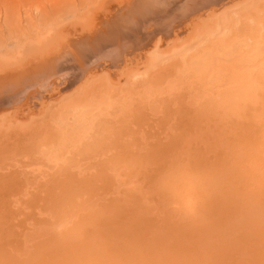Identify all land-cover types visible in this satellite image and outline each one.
Here are the masks:
<instances>
[{"label":"rangeland","instance_id":"1","mask_svg":"<svg viewBox=\"0 0 264 264\" xmlns=\"http://www.w3.org/2000/svg\"><path fill=\"white\" fill-rule=\"evenodd\" d=\"M129 1L0 0V264H264V0L163 6L184 38L114 68Z\"/></svg>","mask_w":264,"mask_h":264},{"label":"bare ground","instance_id":"2","mask_svg":"<svg viewBox=\"0 0 264 264\" xmlns=\"http://www.w3.org/2000/svg\"><path fill=\"white\" fill-rule=\"evenodd\" d=\"M136 1V4L134 5V6H132L133 4H134V2ZM149 1H151V3L153 4L154 3V1L153 0H149ZM153 1V2H152ZM158 1H160V0H158ZM157 1V2H158ZM162 1V0H161ZM160 1V2H161ZM181 1V2H180ZM182 1H184V0H163V2H162V5H157L156 7L155 6H151L152 4H149V2H148V0H130L129 2H127L126 3V5L125 6H123L122 7V9L124 8V7H126V8H128V12H129V14L126 16V17H124V18H122V20H125L128 24H126V23H120L121 22V20L118 22L117 20L119 19V18H117L116 17V15H118V14H113L112 15V17H113V19H112V17H110L109 19H112L110 22H108L107 24V26L106 25H104V27L105 28H108V30H109V32H110V34H115L114 35V39H113V41H112V44H109V41H108V44L107 43H105L103 40H101V39H103L104 37H107V36H102L103 34L101 33V34H98V35H96L97 36V38L95 37V40L94 41H96L97 43H98V46H99V49H100V47H101V45H100V41L101 42H104L105 43V45L107 46V48L105 49L106 50V52L105 53H102V54H105V56H106V58L107 57H109L108 59H112L111 60V62H113V66H115L114 68H116V67H119V66H117L118 65V63H119V61H122L123 62V59H126V57H127V54L131 51V54L130 55H136V57L133 59V60H135V59H138V58H140V61L141 60H143V61H145V60H151L152 61V63L153 64H156V63H158L162 58H161V52L160 51H163L162 50V47L164 48V45H169V43H170V41H174L175 39L177 40V38L179 39V42H180V40H182V38H184V37H182L183 36V33H184V31L185 30H183V27H181V26H179V29L177 30V31H175V30H172V28L176 25V23H178V21H181L180 19L181 18H184V15H182L181 16V14L180 13H175V15H173L172 13H167V10L166 9H164L163 8V6H168L169 4L171 5V3H172V5L174 4V5H176V4H178L179 2L182 4V6H183V3H182ZM201 1H205V0H193V2L194 3H199V4H197L198 5V8H195V9H193L190 13H196V12H201L202 11V9L201 8H199L200 6L199 5H202V2ZM217 2L215 3L216 4V8L214 7V9H213V11H218L219 10V8H221L222 9V6L223 5H225L224 4V1H222V0H216ZM226 2L227 1H234V0H225ZM185 2V1H184ZM250 2H251V0H250ZM254 2V1H253ZM165 3V5H163ZM179 3V7H181V4ZM214 3V2H213ZM212 3V4H213ZM228 3H230V2H228ZM103 4V3H102ZM140 4V5H139ZM185 4V3H184ZM214 4V5H215ZM104 5V4H103ZM127 5L130 7H127ZM139 5V6H138ZM209 5V4H208ZM100 6V5H99ZM203 6V5H202ZM173 7V6H172ZM177 7V9L179 8L178 7V5L176 6ZM205 7H203V12H202V14H200V16L197 18V20H198V22H200V19L202 20V22L204 21V19H209V18H211V16H213V14L215 13V12H211L210 10V13H208L207 14V11H208V9L210 8V6H208V7H206L205 9H204ZM172 9V8H171ZM176 9V8H175ZM125 10V9H124ZM197 10V11H196ZM41 11V10H40ZM194 11H196V12H194ZM208 11V12H209ZM228 11V10H227ZM116 13H119L118 11H116ZM189 13V12H188ZM115 15V16H114ZM186 15V14H185ZM228 15V14H227ZM181 16V17H180ZM196 16V15H195ZM162 19H164V20H162ZM228 19V18H227ZM264 19V18H263ZM185 20H186V18H185ZM224 20V19H223ZM13 21V20H12ZM109 21V20H108ZM227 21V20H226ZM263 21V20H262ZM208 22V21H207ZM206 22V25L207 24H209V23H207ZM195 23V22H194ZM225 23V22H224ZM180 24V23H179ZM203 24V23H202ZM201 24V25H202ZM205 24V23H204ZM204 24H203V26H201V28H203V29H201V28H199L196 32H193L190 36H188L187 38H185V40H183V42L185 43V41L189 38L190 39V37L192 36H194V37H198L201 33H203V31H204ZM214 24V23H213ZM134 25H135V27H134ZM181 25V24H180ZM182 25H185L184 23L182 24ZM224 24H220V26H222V27H224L223 26ZM213 26V25H212ZM225 28H227V26H229V24L228 25H226L225 24ZM103 27V29H105ZM133 29H132V28ZM207 27H208V25H207ZM207 27L205 28V29H207ZM231 27V26H230ZM135 28V29H134ZM214 28V27H213ZM99 29H101V28H99ZM123 29H125V31L123 30ZM221 28H219V30H220ZM222 29H224V28H222ZM222 29H221V31H222ZM208 30H210L209 32V34L211 35L208 39H206V38H201V39H199L200 40V43L199 44H197V45H201L202 47H201V49H203V50H206L207 49V46H210V45H214L215 47L218 45V44H222L225 40H226V38H227V36L228 35H223V36H226L225 38H222L218 43H217V41L215 40V39H217V36H216V34L218 35V33H219V31H217V29L216 30H214V29H207L206 31H208ZM213 30V31H212ZM246 30V29H245ZM100 31V30H99ZM103 31V30H102ZM221 34V33H220ZM256 34V33H255ZM222 35H220V37H221ZM94 37V36H93ZM174 37H175V39H174ZM193 37V38H194ZM93 39V38H92ZM105 39H107V38H105ZM104 39V40H105ZM109 39H111V37H109ZM192 39V38H191ZM218 40V39H217ZM244 40V39H243ZM107 41V40H106ZM178 41V40H177ZM259 41H261V40H259ZM86 42V41H85ZM91 42H92V40H91ZM187 42V41H186ZM83 44V43H82ZM103 45V44H102ZM132 45H134V46H132ZM128 46H132L134 49H130ZM170 46V45H169ZM250 46V45H249ZM213 47V46H212ZM91 48V47H90ZM94 48V47H93ZM98 48V47H97ZM96 49V48H95ZM94 49V50H95ZM102 49V48H101ZM214 49V48H213ZM256 49V50H255ZM255 51H253V52H251L252 53V55H251V57L252 56H254V57H256V56H263L264 55V42L263 43H259V46L258 47H255ZM93 50V51H94ZM197 50V49H196ZM241 50V49H240ZM93 51H92V53H93ZM101 50H99L98 52H100ZM214 51V50H213ZM234 51V50H233ZM245 51V50H244ZM244 51L242 52V54L244 53ZM83 52V51H82ZM127 52V53H126ZM210 52V51H209ZM89 53V52H88ZM101 53V52H100ZM137 53V54H136ZM164 53V52H163ZM196 53H198L199 54V51H197ZM200 53H203V52H200ZM227 53V52H226ZM246 53V52H245ZM250 53V54H251ZM97 54V53H96ZM198 54H196L195 56H197ZM247 54V53H246ZM83 55V54H82ZM95 55V54H94ZM99 55H101V54H99ZM148 55V58L146 57ZM165 55V54H164ZM179 55V54H178ZM229 55V54H228ZM170 56V55H169ZM240 56H242V55H240ZM246 55H244L243 56V59H244V57H245ZM100 57H102V56H100ZM125 57V58H124ZM129 55H128V57H127V63H126V65H123V67L124 66H126V67H129V65H131L130 63H128L129 61H133L132 60V58L131 59H129ZM163 57V56H162ZM199 56H197V58H198ZM145 58V59H144ZM220 58V57H219ZM236 58V57H235ZM239 58V57H238ZM241 58V57H240ZM240 58H239V60H240ZM248 58H249V55H248ZM101 59V58H100ZM103 59V58H102ZM193 59V58H192ZM216 59V58H215ZM226 59V58H225ZM229 59V58H228ZM231 59V58H230ZM250 59V58H249ZM98 60V59H97ZM104 60H105V58H104ZM245 60V59H244ZM46 61V60H45ZM101 62H102V60H100ZM186 59L185 58H183V61H181V62H183V63H186ZM230 61H232V59L230 60ZM233 61H235L234 59H233ZM246 61H249L248 59L246 60ZM101 62H99V64L101 63ZM110 62V61H109ZM217 62H218V58H217ZM216 62V60H215V63H217ZM238 62V61H237ZM69 63L70 62H64V61H62V62H59L58 64H54V65H49L48 64V61H47V63L46 64H44V65H40V67H39V69H38V72L37 73H39V72H42V71H44V74L45 73H47V74H50V73H48L49 71H50V69H51V72H53V69L54 70H56V68H58V70H59V68H63V66H65V67H67V66H69ZM125 63V62H124ZM199 63V62H198ZM220 63V62H219ZM241 63H244V61H242ZM98 64V63H97ZM102 64V63H101ZM100 64V65H101ZM204 64H206V63H204ZM221 64V63H220ZM233 64V63H232ZM235 64V63H234ZM238 64H239V62H238ZM47 65H49L50 66V69H48L46 66ZM71 65V64H70ZM104 65H106V64H104ZM110 65V64H109ZM120 65V64H119ZM190 65V64H189ZM210 65V64H209ZM216 65V64H215ZM215 65H212L211 64V66H210V69H208L209 67H206V69H208L209 70V72H210V75L211 76H213V75H215V74H217L218 72H217V70H216V66ZM223 65V64H222ZM227 65V64H226ZM113 66H112V68H113ZM218 67L220 66L219 64L217 65ZM44 67V68H43ZM46 67V68H45ZM64 67V68H65ZM132 67V66H131ZM130 67V68H131ZM105 68V67H104ZM109 68H111V67H108V69ZM112 68H111V70H112ZM113 68V69H114ZM132 68H134V67H132ZM220 68V67H219ZM218 68V69H219ZM229 68H231V66H229ZM44 69V70H43ZM47 69V70H46ZM121 69V68H120ZM125 69V68H124ZM182 69V68H181ZM34 70V69H33ZM62 70V69H61ZM180 70V69H179ZM204 70V69H203ZM227 70V69H226ZM114 71V70H113ZM112 71V72H113ZM116 71V70H115ZM139 71V70H138ZM178 71V70H177ZM228 71V70H227ZM111 72V73H112ZM201 72V71H200ZM90 73V72H89ZM126 75L128 74V76H129V74L130 73H127V72H124ZM124 73H122V74H124ZM192 73V72H191ZM32 74V73H31ZM88 74V73H87ZM91 74H93L92 72H91ZM91 74H90V76H91ZM122 74H118V76H120L121 77V75ZM22 75V74H21ZM24 76H25V73L23 74ZM22 75V76H23ZM108 75V74H107ZM178 75V74H177ZM176 75V76H177ZM38 76V75H37ZM88 76H89V74H88ZM84 77V76H83ZM195 78V77H194ZM248 78H250V76H248ZM82 79H85V78H82ZM127 79V78H126ZM143 79V78H142ZM146 79V78H145ZM18 80V79H17ZM140 80V79H139ZM196 80V79H195ZM199 80H202L201 78L199 79ZM83 81V80H82ZM118 81H119V79H118ZM168 81V80H167ZM23 82V81H22ZM154 82V81H153ZM16 83H18V81H16ZM192 83V82H191ZM199 83V82H198ZM6 84V83H5ZM14 84H15V82H14ZM70 84H72L71 86H67L66 85V87L64 88V89H70V88H72V86H74V83H70ZM200 84V83H199ZM206 84V83H205ZM43 85V84H42ZM69 85V84H68ZM187 85V84H186ZM21 86H24V85H22V83L20 84V82L18 83V85L17 86H15V88L14 89H12L11 91H13V93L10 91L9 92V90L8 91H3L2 90V93L0 94V114H1V111H3V112H6L11 106L12 107H14L13 109H15V106H13V105H15V104H18V99H17V97L19 98V93H20V87ZM5 86H3L1 89H3ZM14 87V86H13ZM211 87V86H210ZM6 88V87H5ZM74 88V87H73ZM185 88V87H184ZM204 88V87H203ZM209 88V87H208ZM0 89V90H1ZM63 89V90H64ZM197 89V88H196ZM213 89V88H212ZM58 90V89H57ZM74 90V89H73ZM151 90V89H150ZM200 89H198V92H200L199 91ZM55 91V90H54ZM208 92H206V93H209V92H211L210 91V89L209 90H207ZM53 92V91H52ZM152 92V91H151ZM25 93H23V95H24ZM53 94V93H52ZM18 95V96H17ZM22 96V95H21ZM26 95H24V97H25ZM54 96V95H53ZM52 96V97H53ZM209 96H211V94L209 95L208 94V96L207 97H209ZM50 97V96H49ZM215 97V96H214ZM21 98V97H20ZM29 98V97H28ZM50 99V98H49ZM89 99V98H88ZM205 99V98H204ZM209 99V98H208ZM30 100V99H29ZM202 100H203V98H202ZM201 101V100H200ZM199 101V102H200ZM204 101V100H203ZM25 102V101H24ZM210 102V101H209ZM201 103V102H200ZM199 103V104H200ZM20 104V103H19ZM25 104H27V103H25ZM23 105V104H22ZM157 105V104H156ZM208 105V104H207ZM206 105V106H207ZM19 106V105H18ZM17 106V107H18ZM22 107V106H21ZM20 107V108H21ZM79 107V106H78ZM159 107V106H158ZM210 108H211V106H209ZM209 107L207 108V109H209ZM19 108V107H18ZM18 108H17V110H18ZM159 110V109H158ZM12 111H14V110H12ZM15 111H16V109H15ZM19 111V110H18ZM196 111V110H195ZM2 112V113H3ZM84 112V111H83ZM11 113V112H10ZM16 113V112H15ZM7 115V114H6ZM11 115V114H10ZM22 115V114H21ZM2 117V116H1ZM10 117V116H9ZM7 120V117L5 118V117H3V119H1V120ZM4 120V121H5Z\"/></svg>","mask_w":264,"mask_h":264}]
</instances>
